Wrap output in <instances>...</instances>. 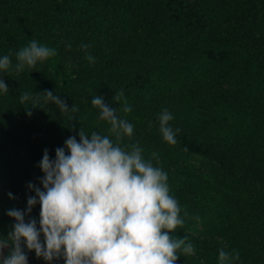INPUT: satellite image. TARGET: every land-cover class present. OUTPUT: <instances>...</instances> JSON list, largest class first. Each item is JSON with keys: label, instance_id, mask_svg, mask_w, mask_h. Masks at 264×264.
Returning <instances> with one entry per match:
<instances>
[{"label": "trees", "instance_id": "trees-1", "mask_svg": "<svg viewBox=\"0 0 264 264\" xmlns=\"http://www.w3.org/2000/svg\"><path fill=\"white\" fill-rule=\"evenodd\" d=\"M33 39L57 55L17 74L16 53ZM9 53L12 68L0 73L9 89L0 92V237L15 224L13 201L26 210L27 185L41 186L44 150L55 159L82 127L108 134L91 100L119 109L113 97L123 89L132 110L118 115L134 126L124 144L138 143L168 174L185 221L170 235L195 249L177 264H218L222 248L239 251L231 264H264V0H0V57ZM45 90L78 111L61 114L43 97L20 103ZM164 109L181 130L174 146L159 132ZM39 213L37 203L26 222L39 227ZM25 253L28 264H46Z\"/></svg>", "mask_w": 264, "mask_h": 264}, {"label": "clouds", "instance_id": "clouds-1", "mask_svg": "<svg viewBox=\"0 0 264 264\" xmlns=\"http://www.w3.org/2000/svg\"><path fill=\"white\" fill-rule=\"evenodd\" d=\"M89 47L81 44L82 50ZM56 55L55 48L33 39L16 53L14 70L19 74L25 67L35 68ZM85 58L95 63L91 54ZM11 68V53L0 57V73ZM8 91L0 79V92ZM35 96L22 93L20 103L31 100L35 105L43 97L45 103L55 105L61 114L78 111L76 105L69 110L67 103L50 90ZM113 101L120 105L119 109L110 108L97 95L91 100L92 106L99 110V120L109 125L108 134L96 131L88 134L82 127L79 141L70 136L64 148L55 150V159L44 150L39 163L43 173L41 186L27 185L34 195L28 196L26 210L7 211L15 224L7 239L0 237V264H28L25 248L34 251L36 258H42L46 264L61 258L64 264H177L180 254H194V246L187 237L177 239L170 235L185 221L178 200L170 194L168 174L154 166L152 159L144 158V149L138 143L124 144L125 137L133 136L134 126L118 115V111L132 110L123 89L115 93ZM30 109H26L28 116L32 114ZM173 118L167 109L158 114L159 132L166 143L174 146L176 134L181 130L169 126ZM152 155L158 163L157 154ZM9 198H13L11 193ZM37 203L39 227L36 219L25 220ZM184 215H188L186 208ZM5 249L9 250L7 256ZM239 259V251L219 250L218 264H231Z\"/></svg>", "mask_w": 264, "mask_h": 264}, {"label": "rangeland", "instance_id": "rangeland-1", "mask_svg": "<svg viewBox=\"0 0 264 264\" xmlns=\"http://www.w3.org/2000/svg\"><path fill=\"white\" fill-rule=\"evenodd\" d=\"M0 192H5V188H4V186H2V185H0ZM0 194H1V193H0ZM12 206H13V208H17V209L22 210L21 207H20L19 202H17V201H13ZM22 211H23V210H22ZM8 251H9L8 249H5V250H4V255H5V256H7ZM33 264H36V263H33Z\"/></svg>", "mask_w": 264, "mask_h": 264}]
</instances>
